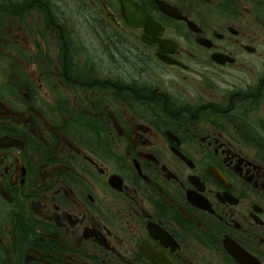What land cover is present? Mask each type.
I'll list each match as a JSON object with an SVG mask.
<instances>
[{"label": "flooded vegetation", "instance_id": "af4514ba", "mask_svg": "<svg viewBox=\"0 0 264 264\" xmlns=\"http://www.w3.org/2000/svg\"><path fill=\"white\" fill-rule=\"evenodd\" d=\"M0 0V264H264V0Z\"/></svg>", "mask_w": 264, "mask_h": 264}, {"label": "water", "instance_id": "95a60500", "mask_svg": "<svg viewBox=\"0 0 264 264\" xmlns=\"http://www.w3.org/2000/svg\"><path fill=\"white\" fill-rule=\"evenodd\" d=\"M121 2L126 12H131L135 10V8L129 2H126L124 0H121Z\"/></svg>", "mask_w": 264, "mask_h": 264}]
</instances>
